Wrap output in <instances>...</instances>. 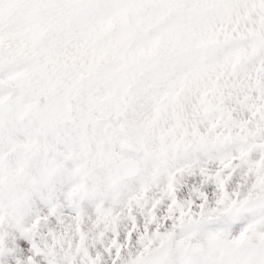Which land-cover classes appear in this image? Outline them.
<instances>
[{
	"label": "snow or ice",
	"instance_id": "6c2138e0",
	"mask_svg": "<svg viewBox=\"0 0 264 264\" xmlns=\"http://www.w3.org/2000/svg\"><path fill=\"white\" fill-rule=\"evenodd\" d=\"M0 264H264V0H0Z\"/></svg>",
	"mask_w": 264,
	"mask_h": 264
}]
</instances>
